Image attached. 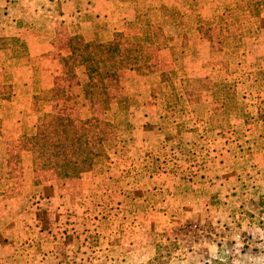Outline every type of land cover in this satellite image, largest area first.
<instances>
[{
	"label": "rangeland",
	"instance_id": "1",
	"mask_svg": "<svg viewBox=\"0 0 264 264\" xmlns=\"http://www.w3.org/2000/svg\"><path fill=\"white\" fill-rule=\"evenodd\" d=\"M117 1L123 16L110 40H87L80 35L68 38L107 43L119 33L139 48L141 66L104 75L98 84L99 97L91 96L90 104L82 95V86L89 81L86 72L75 67L65 76L66 84L72 86L68 97L35 101L33 97L43 88L35 83L27 106H0V116L14 120L13 129L3 132L0 117L6 168L0 199L23 195L28 168L32 195L51 184L59 200L52 206L62 205L66 210L58 216L44 212L40 217L47 220L40 223L44 222L48 235L43 239L52 244V259L40 260L36 255L33 262H24L14 256V251L0 258V264H264L261 178L253 184L251 175L248 186L236 185V189L234 181L227 178L229 193L219 192L220 196L215 191L220 190L223 181H212V187L202 193V207L196 211L176 209L171 217L177 219V225L166 228L140 222L141 216L132 213L144 210L137 201L130 205L127 216L119 205L128 195L122 191L128 190L117 181L121 172L133 165L138 170L140 163L151 170L176 172L183 180L191 178L195 170L201 174L203 168L210 169L209 161L214 164L210 170H218L215 165L219 157L214 153L220 148H227L230 168L236 163L235 154L242 151L237 148L242 146L239 141L243 136L253 134L261 121L264 130V0ZM32 33L25 32V37L31 39ZM58 33L56 41L61 34L59 41L63 42V30ZM11 43L3 38L0 44ZM16 50L15 57H26L25 50ZM59 54H69L67 45ZM56 67L51 86L60 75ZM4 78L0 76V105L14 100L10 79L8 75ZM51 106H75L81 118L99 117L111 126L102 130L103 152L78 177L36 174L32 155L24 147L25 138L34 135L39 119L53 112ZM81 106L92 107L82 111ZM244 155L248 162L253 159L250 150ZM107 177L112 179L113 187ZM89 181L96 188L87 186ZM201 183L207 186L205 180ZM92 192H100L97 196L103 199L86 202L80 213L82 219H77L78 214L67 202L83 204ZM194 203L187 199L184 204L189 207ZM102 213L110 218L97 233L95 218ZM130 215L135 217L136 225L131 220L123 221ZM67 219L70 227L62 235L58 229L61 226L54 223L61 220L65 224Z\"/></svg>",
	"mask_w": 264,
	"mask_h": 264
},
{
	"label": "crops",
	"instance_id": "2",
	"mask_svg": "<svg viewBox=\"0 0 264 264\" xmlns=\"http://www.w3.org/2000/svg\"><path fill=\"white\" fill-rule=\"evenodd\" d=\"M119 5L117 0H0V43L3 38L9 42L12 41L11 44H0V76L2 80H5L4 75H8L14 95L12 102H5L0 106H27L28 99L34 92L33 85L35 83L41 84L43 88L51 87V78L53 72L57 71V67L54 60L41 57L51 53L53 48L54 52L58 51L57 53L62 47L66 48L69 36L80 35L87 40H110L115 25L121 21L123 16ZM61 30L65 34L64 41H59L62 37L60 34L57 42L58 32ZM27 31L33 32L30 36L31 39L25 37ZM61 42L62 44L56 47ZM16 47L25 50V58L15 57ZM65 51L62 53H68ZM0 117L3 121V132L13 129V119ZM259 119L258 117L257 120ZM262 123L261 121L258 124L259 127L253 134H247L239 141L242 146H239L237 151H242L239 155L235 154L236 158L233 161L235 160L237 163L241 156V163L236 165L234 162L235 164L230 168L227 164L229 157L227 148H220L214 153L219 157L218 163L215 165L218 170H210L214 168V164L209 161L210 169L203 168L201 174L195 170L193 175L190 174L191 178L185 179L187 181L181 179V176L176 172L156 169L154 171L148 165L145 168V163H140L138 170L134 168L135 165L129 166L130 168L126 172H121L123 175L117 180L124 189L128 190V192L122 191L128 195L123 196V202L119 207H122L128 216L130 205L137 201L143 205L144 210L136 209L132 213L138 217L141 216L139 217V219L142 218L140 222L152 228L154 226L166 228L177 225L175 222L177 219L171 217L176 209L182 210L186 207L195 208L196 211L202 207L200 202L202 197H205L202 193H206V190L204 191L206 187L208 189L212 187V181H223L220 190L215 191L219 196L221 192L229 193L227 178L234 181L235 189L236 185L241 188L247 185L251 175L254 180L253 184L259 183L260 178L264 180V130L261 129ZM4 141L5 137L0 139V187L4 181L3 175L6 169ZM247 150L253 153V159L250 162L245 160L244 154ZM109 172L107 175H110L111 172ZM110 180V187H113V181ZM204 180L207 186L201 183ZM24 181L23 195L17 199H3V197L0 199V258L8 256V252L11 255L15 251L14 256L22 258L24 262H33L36 259L33 256L36 255L40 260L42 258L52 259V244L43 239L47 233L44 224L46 218L43 220L40 217L45 213L58 216L59 213L66 210L62 205L52 206V203L59 200L51 184H47L48 186L42 189L43 192L39 191L32 195L34 187L28 168H25ZM86 185L91 189L96 188L92 181L87 182ZM215 192H210V194ZM98 193H90L83 201L84 203L80 205L67 202L70 209L75 210V213L78 214L77 219L78 216L79 220L82 219L80 213L84 206L88 205L86 202L103 199L97 196ZM187 199H192L195 202L194 205L186 206L184 203ZM203 200L205 201L204 198ZM14 204L23 205V208L17 209ZM72 211L69 210V213ZM96 216L95 222L98 226L95 228L96 232L100 233L102 225L107 222L110 216L103 213ZM41 220L44 222L40 223ZM125 220H131L136 225L135 217H131V215L123 219V221ZM64 221L67 222L62 224L61 220H56L54 223L55 226H61L58 229L62 231V235H64L63 231L70 227V220ZM29 222H31L30 226ZM129 224L130 222L127 223V225ZM49 231L51 232L52 228H49ZM131 252L137 253L135 250ZM37 263L43 264L44 261H37Z\"/></svg>",
	"mask_w": 264,
	"mask_h": 264
},
{
	"label": "trees",
	"instance_id": "3",
	"mask_svg": "<svg viewBox=\"0 0 264 264\" xmlns=\"http://www.w3.org/2000/svg\"><path fill=\"white\" fill-rule=\"evenodd\" d=\"M66 45L69 49L66 56L49 52L41 57L54 60L60 75L54 78L57 80L53 82V86L39 89L33 100L46 102L50 98L60 100L68 97L72 86L66 84L65 76L75 67H82L89 80L82 86V95L87 99V104H90L91 96L94 97L95 94L99 97L98 84L104 75L112 76L122 69L136 70L143 64L139 48L128 43L119 33L107 43H89L79 37H70ZM51 107L53 112L44 114L39 119L34 135L25 138L24 147L32 155L36 174L50 172L57 178L78 177L91 166L97 154L103 152L102 130L111 126L99 117L81 118L78 108H73L75 106ZM81 107L82 111H86L92 106Z\"/></svg>",
	"mask_w": 264,
	"mask_h": 264
}]
</instances>
